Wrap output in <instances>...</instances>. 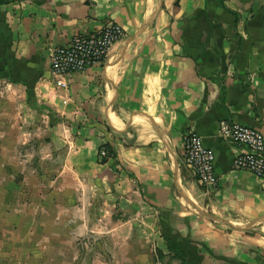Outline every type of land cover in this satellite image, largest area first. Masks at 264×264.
I'll use <instances>...</instances> for the list:
<instances>
[{
  "label": "crops",
  "instance_id": "crops-1",
  "mask_svg": "<svg viewBox=\"0 0 264 264\" xmlns=\"http://www.w3.org/2000/svg\"><path fill=\"white\" fill-rule=\"evenodd\" d=\"M109 21L125 35L104 63L52 73L57 46ZM0 81L20 113L0 207L20 229L77 208L158 264H264V179L234 170L240 147L219 135L223 120L264 134V0H0ZM188 130L214 152V189L186 164Z\"/></svg>",
  "mask_w": 264,
  "mask_h": 264
},
{
  "label": "rangeland",
  "instance_id": "rangeland-1",
  "mask_svg": "<svg viewBox=\"0 0 264 264\" xmlns=\"http://www.w3.org/2000/svg\"><path fill=\"white\" fill-rule=\"evenodd\" d=\"M5 88H8L7 84L0 81V94ZM0 99L9 101L5 103L6 108H1L0 104V119L5 120H0V126H3L0 135L7 131L6 137H0V187L10 185L13 188L15 177L6 171L13 161L4 157L14 146L13 120L20 113L14 111L8 96L0 95ZM3 197L4 194L0 199ZM70 210L58 213L60 218L68 213V223L61 224L59 219L57 224H31L27 229H20L22 224L15 221L13 208L0 207V264H158L156 252H151L150 241L138 239L125 243L113 239L111 230L115 225L106 222V218L91 231L89 226L77 222L78 209Z\"/></svg>",
  "mask_w": 264,
  "mask_h": 264
},
{
  "label": "built area",
  "instance_id": "built-area-1",
  "mask_svg": "<svg viewBox=\"0 0 264 264\" xmlns=\"http://www.w3.org/2000/svg\"><path fill=\"white\" fill-rule=\"evenodd\" d=\"M125 35L124 28L109 21L94 33H78L66 45L57 46L50 58V68L57 76L81 72L95 64L104 63L112 46ZM219 135L239 145L233 159L234 170H247L264 179V134L256 128L239 122L221 121ZM105 145L99 149V160H107ZM186 164L199 182L208 188H216L219 178L215 172L214 152L205 146L201 136L188 130L183 134Z\"/></svg>",
  "mask_w": 264,
  "mask_h": 264
},
{
  "label": "trees",
  "instance_id": "trees-1",
  "mask_svg": "<svg viewBox=\"0 0 264 264\" xmlns=\"http://www.w3.org/2000/svg\"><path fill=\"white\" fill-rule=\"evenodd\" d=\"M177 2H178V1H177ZM105 148H106L107 151H108L109 157L115 155V153H114V151H113V148H112L110 145L106 144V145H105ZM102 162H106V159H105V160H102Z\"/></svg>",
  "mask_w": 264,
  "mask_h": 264
},
{
  "label": "water",
  "instance_id": "water-1",
  "mask_svg": "<svg viewBox=\"0 0 264 264\" xmlns=\"http://www.w3.org/2000/svg\"><path fill=\"white\" fill-rule=\"evenodd\" d=\"M219 220L222 221V222H224V223H226V224H229V225L235 226V225H233L231 222H228V221H226V220H223V219H219Z\"/></svg>",
  "mask_w": 264,
  "mask_h": 264
}]
</instances>
